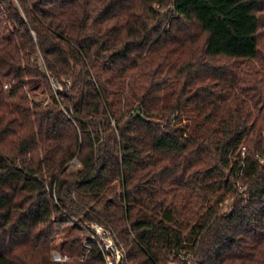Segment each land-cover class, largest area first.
Masks as SVG:
<instances>
[{
  "label": "trees",
  "instance_id": "16d2710c",
  "mask_svg": "<svg viewBox=\"0 0 264 264\" xmlns=\"http://www.w3.org/2000/svg\"><path fill=\"white\" fill-rule=\"evenodd\" d=\"M86 223L123 264H264V0H0V264H102Z\"/></svg>",
  "mask_w": 264,
  "mask_h": 264
},
{
  "label": "built area",
  "instance_id": "2783aa9c",
  "mask_svg": "<svg viewBox=\"0 0 264 264\" xmlns=\"http://www.w3.org/2000/svg\"><path fill=\"white\" fill-rule=\"evenodd\" d=\"M46 75L52 85H54L55 82L52 81L51 74L47 72ZM4 88L8 90L9 84H5ZM52 200L57 202L55 191H53ZM84 230L89 233V236L82 242L84 253L77 259L79 262H86L91 253L97 249L102 255V264H120V262L123 264L125 257L124 248L117 243L115 235L111 231L101 225L89 223L85 224ZM52 260L57 264H66L71 261L68 255L62 254L59 251L52 253Z\"/></svg>",
  "mask_w": 264,
  "mask_h": 264
},
{
  "label": "rangeland",
  "instance_id": "374dc122",
  "mask_svg": "<svg viewBox=\"0 0 264 264\" xmlns=\"http://www.w3.org/2000/svg\"><path fill=\"white\" fill-rule=\"evenodd\" d=\"M50 76H51L52 81H54L55 83H54V85H52V83L49 81V83H50L49 88H46L45 91L44 90L34 91V90H31L29 87L26 88V92H27L28 97H29L31 102L48 105V104H51V101H52L51 94L48 92L49 89L51 90V93H53V95H55L57 92L65 91L64 86L62 84H59L57 81H55L52 75H50ZM83 231L85 234V237H84V240H85L88 238L89 233L86 230H83ZM63 236L64 235H61V234L57 235L56 241L53 244L52 253L54 251L61 252L60 244L63 240ZM183 258H186L189 260V259H191V256L188 255L187 257H182L181 259H183ZM188 264H190V262H188Z\"/></svg>",
  "mask_w": 264,
  "mask_h": 264
},
{
  "label": "water",
  "instance_id": "95a60500",
  "mask_svg": "<svg viewBox=\"0 0 264 264\" xmlns=\"http://www.w3.org/2000/svg\"><path fill=\"white\" fill-rule=\"evenodd\" d=\"M137 115H138L139 117H142V115H141V110H140V109L137 111ZM120 264H122V262H120Z\"/></svg>",
  "mask_w": 264,
  "mask_h": 264
}]
</instances>
